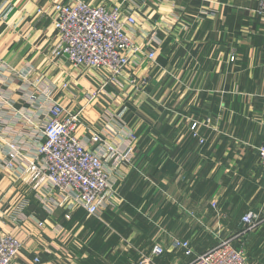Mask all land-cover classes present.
<instances>
[{
    "label": "crops",
    "instance_id": "1",
    "mask_svg": "<svg viewBox=\"0 0 264 264\" xmlns=\"http://www.w3.org/2000/svg\"><path fill=\"white\" fill-rule=\"evenodd\" d=\"M66 1L0 0V231L24 242L12 264H187L191 258L171 246L173 237L190 240L201 253L239 233L218 217L232 220L234 209L242 211L238 224L249 210L264 217L259 0H136L133 31L142 42L156 26L159 41L151 47L157 57L132 56L121 78L124 88L104 87L97 72L54 56L59 36L52 7ZM206 7L217 10L216 17L204 13ZM133 76L150 83L135 89ZM32 90L34 102L28 98ZM49 98L80 111L77 135L92 149L98 146L94 134L121 150L130 143L129 132L138 135L131 161L113 174L111 206L99 215L55 206L19 179L22 162L15 169L4 165L9 142L35 150L32 135L46 120ZM203 233L217 240L197 246ZM245 235L251 256L257 251L258 264H264V223ZM157 244L165 248L158 257L152 252ZM148 258L152 263L143 262Z\"/></svg>",
    "mask_w": 264,
    "mask_h": 264
},
{
    "label": "built area",
    "instance_id": "2",
    "mask_svg": "<svg viewBox=\"0 0 264 264\" xmlns=\"http://www.w3.org/2000/svg\"><path fill=\"white\" fill-rule=\"evenodd\" d=\"M52 8L56 13L54 23L59 36L52 50L54 56L67 59L75 67L97 72L104 87L115 84L124 88L121 78L132 56L138 52L145 54L150 61L156 60L157 52L151 47L159 41L156 26L149 27L147 40L142 42L133 31L139 22L136 0H119L113 5H108L105 0L98 4L87 0H68L56 2ZM45 11L38 9L39 13ZM203 12L213 18L217 15V10L209 7ZM255 12L264 21V0H259ZM174 15L175 21H178L179 15ZM149 83L147 77L130 78V84L135 89H142ZM63 86L68 87V84ZM100 90L90 94L87 103L92 102ZM45 93L49 97L51 90ZM28 98L34 102L38 97L32 90ZM40 109H43L42 106ZM44 110L46 120L32 135L35 150L31 153L29 148L9 142L4 165L15 169L22 162L19 179L39 189V192H45L55 206H64L67 212L82 208L89 214H101L112 203L115 190L113 174L122 162L131 161L138 135L134 131L129 132L130 143L121 150L114 143L104 141L99 134H94L91 139L98 146L92 149L77 135L80 111H70L50 98ZM198 126V122L191 125L195 136H198ZM204 141L200 138L201 143ZM259 158L264 176V142L259 147ZM212 205L217 208L216 201ZM241 221L245 228L236 235L252 232L264 223V217L258 211L249 210ZM37 224L43 227L45 222L37 219ZM234 238L236 236L221 238L215 246L201 253H196L187 239L173 237L171 246L182 249L185 256L191 258L187 264H249L246 251L234 244ZM23 247L21 239L0 231V264H12ZM152 252L158 257L165 253V248L157 244ZM34 262H41V258L35 257ZM143 262L152 263V259Z\"/></svg>",
    "mask_w": 264,
    "mask_h": 264
},
{
    "label": "rangeland",
    "instance_id": "3",
    "mask_svg": "<svg viewBox=\"0 0 264 264\" xmlns=\"http://www.w3.org/2000/svg\"><path fill=\"white\" fill-rule=\"evenodd\" d=\"M114 189H115V187H114ZM211 206H213V205L211 204ZM240 213H242L241 209H238V210L237 209H234V211H232V213H231V217H229V218H232V220H229L226 217H225V219H221L222 217L221 218L218 217L217 218L218 219L217 221L222 222V223H224L225 221L226 222H229L230 224H232V227L235 228L236 230H238V232L240 233L245 228V226L243 224H238L237 223V220L241 216ZM215 215H218V214L215 213ZM202 229L204 230V227H202ZM255 230H256V228L253 229V231H255ZM249 233H251V232H249ZM224 236L226 238V236H228V235H224ZM234 236H236V238H234V244H235V241L237 240V243H236L237 245L236 246L237 247H240V248H244V250L246 251V254H247V258H248L249 264H258L259 254L257 253V251L255 252V255L253 257L251 256V252L248 251V247H247V237H248V235L246 236L245 234L241 233L239 235H232V236H229V237H234ZM210 237H212V240H217V239H214V237L212 236V234L211 235H209V234L207 235V233H203L201 236H199V240H198L197 246H199L200 244L201 245L203 244V246H204V244L207 242V240ZM219 237L220 236H218L216 238H219Z\"/></svg>",
    "mask_w": 264,
    "mask_h": 264
}]
</instances>
